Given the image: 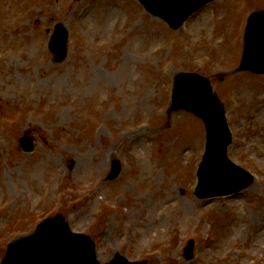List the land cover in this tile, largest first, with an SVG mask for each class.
I'll use <instances>...</instances> for the list:
<instances>
[{"label": "rangeland", "instance_id": "obj_1", "mask_svg": "<svg viewBox=\"0 0 264 264\" xmlns=\"http://www.w3.org/2000/svg\"><path fill=\"white\" fill-rule=\"evenodd\" d=\"M263 8L213 0L172 30L136 0H0V260L59 216L94 241L100 264L116 252L264 264V75L236 70L246 18ZM55 25L67 30L64 53L47 47ZM179 71L209 78L225 109L227 154L255 175L239 193L194 194L205 132L170 109ZM26 131L31 152L18 142Z\"/></svg>", "mask_w": 264, "mask_h": 264}, {"label": "water", "instance_id": "obj_2", "mask_svg": "<svg viewBox=\"0 0 264 264\" xmlns=\"http://www.w3.org/2000/svg\"><path fill=\"white\" fill-rule=\"evenodd\" d=\"M206 1L141 0L147 9L154 14L161 15L173 27H177L192 10ZM241 68L264 73V11L254 12L248 19ZM175 83L173 108L183 107L197 113L204 119L207 130L206 153L198 170L200 182L197 187V194L208 196L229 193L246 186L250 178L225 156V148L229 137L226 139L227 135L222 134L226 131L222 109L212 93L209 83L195 74H179L176 76ZM220 132L222 136H219ZM21 142L24 143L25 150L32 149L29 141L21 139ZM115 171H117V167ZM237 173H239L238 180L245 177V181H241L239 184L233 182L230 186V178H233ZM207 180L210 181L213 192H204L207 188ZM56 221L59 223L56 230L60 231L52 242L43 246V257L40 258L41 264H99L95 260L93 242L80 235L73 236L65 223H61L60 220ZM16 247H18L16 244L12 245L9 251H13ZM186 251L190 256L191 244ZM120 263L145 264L143 262L125 263L124 259L118 254L109 264Z\"/></svg>", "mask_w": 264, "mask_h": 264}]
</instances>
